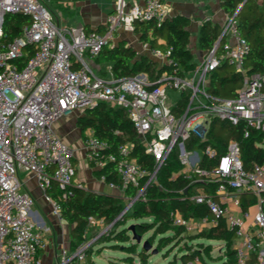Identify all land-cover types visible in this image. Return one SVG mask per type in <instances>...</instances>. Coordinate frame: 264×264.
<instances>
[{"label":"built area","instance_id":"obj_1","mask_svg":"<svg viewBox=\"0 0 264 264\" xmlns=\"http://www.w3.org/2000/svg\"><path fill=\"white\" fill-rule=\"evenodd\" d=\"M8 14L29 19L20 35L10 40L3 29ZM164 18L161 0L134 1L130 5L126 0H115L101 32L60 26L59 19L41 0H0V264H41L38 253L46 241L32 221L34 199L23 190L18 173L25 171L35 178L52 214L62 220L60 203L46 195V190L53 181L62 198L70 196L68 187L74 184L76 169L72 150L52 125L65 114L83 112L99 102L125 111L145 153L154 161L151 172L142 168L129 157V144L105 155L107 143L90 129L84 131L86 162L98 170L108 163L115 166L119 183L108 186L121 193L129 186L138 189L136 197L125 205L126 211L144 195L176 149L183 167L180 173L198 184L190 200L205 205L208 215L184 218L173 212L172 225L182 229L183 235L194 236L224 220L234 236V253L229 261L220 247V264H264V161L245 169L234 140L227 143L223 153L210 145L201 152L185 150L191 138L206 140L212 120L230 125L243 120L248 128L264 132V74L246 73L243 66L249 48L233 17L228 16L218 38H224L222 44L217 39L186 73L180 71L169 52L152 49L146 43L142 48L152 59L170 67L156 79H149L146 73L122 78L109 73L102 77L86 62V58L95 59L108 47L117 31H131L134 21L160 22ZM223 63L243 76L242 87L233 99H219L207 91L208 75ZM202 156L210 167L200 166ZM141 179L146 182L138 187ZM101 180L105 182L103 177ZM210 187H214L213 192H206ZM96 223L89 218V226ZM65 260L69 264L84 262L83 247ZM186 264L205 263L195 257Z\"/></svg>","mask_w":264,"mask_h":264},{"label":"trees","instance_id":"obj_2","mask_svg":"<svg viewBox=\"0 0 264 264\" xmlns=\"http://www.w3.org/2000/svg\"><path fill=\"white\" fill-rule=\"evenodd\" d=\"M220 0L221 8L236 22V28L246 40L249 48L248 55L244 61V69L248 75L253 73L264 74V0ZM29 23V19L21 14H8L3 23L4 34L7 39L19 36L21 28ZM188 20L181 17L164 18L160 22L156 20L134 21L132 27L134 32L140 35V41L148 44L152 49L163 53L169 52V57L177 64L181 72H189L195 68L193 55L188 49L189 34L187 31ZM221 31L218 26L205 22L200 28L198 48L202 51H210ZM224 38L220 40V43ZM101 62L104 68L99 76L107 77L110 73L113 78L129 77L139 73H146L149 79L158 78L170 67L161 65L154 59L137 57L132 47L120 41L112 47H104L95 58ZM243 76L233 66L226 63L219 65L208 75L207 91L211 96L219 99H233L237 91L242 87ZM184 100H182L183 103ZM77 126L82 133L90 129L95 137L107 143L104 154L116 153L122 145L129 144V157L136 160L142 168L151 172L154 169L153 159L144 151V147L137 135L131 121L124 110L111 106L105 102H99L91 108H86L77 120ZM248 136L245 137V133ZM234 140L240 148V157L245 169H250L254 164L264 161V132L248 128L245 121L241 120L236 125H230L225 121L212 120L205 141L191 138L185 143V150L201 152L206 145L225 152L227 143ZM205 156H202L200 166L210 167ZM183 169L178 159L177 150H172L164 165L158 170L156 179L150 183L144 195L134 201L128 212L119 216L128 201L134 199L138 189L129 186L120 197L97 194L88 191L76 184L70 185V196L62 198V192L57 185L51 181L46 195L57 200L61 206V218L69 226L71 249L75 250L85 243L86 231L89 227V218L101 221L104 227H111L109 236H102L97 244L105 242L125 243L130 241L124 224L127 219H149V222L134 224L135 234L142 237L145 233L152 231L147 239L152 245L155 237H159L156 249L161 251L166 247L183 250L180 264H186L195 257H199L207 264L198 249H202L206 256L210 253L211 241L222 243L229 261L233 258L234 236L228 230L225 221L220 220L217 227L210 228L198 235H183V230L174 227L171 222V213L178 212L184 218H199L208 215L205 205H199L190 200L198 187L197 183H191L180 172ZM103 177L106 183H119L113 163H108L105 168L96 173ZM146 179H141L138 187H142ZM214 187L206 189L213 192ZM246 204L243 205L245 207ZM121 229L116 230L117 227ZM207 241V244L199 241ZM195 242V250L192 244ZM116 243L113 247L120 248ZM180 247V248H179ZM129 252L130 247H123ZM87 254H85L86 257ZM149 253L140 250L137 253L139 264H147ZM125 260H130L127 257ZM88 264H93L89 262Z\"/></svg>","mask_w":264,"mask_h":264},{"label":"crops","instance_id":"obj_3","mask_svg":"<svg viewBox=\"0 0 264 264\" xmlns=\"http://www.w3.org/2000/svg\"><path fill=\"white\" fill-rule=\"evenodd\" d=\"M44 2L50 11L59 19V22L62 21L58 14L52 10L50 7L51 0H41ZM63 1V0H58ZM71 1V0H70ZM115 0H101V8L92 5V0L87 1L88 6L87 10H90V18L84 20L78 27H84L85 30H97L103 31V24L106 16L113 12ZM143 2V0H126L127 4L130 5L132 2ZM165 6L166 18L172 17H181L188 20L187 31L189 34V43L188 49L192 55H196V61L200 60L206 51H202L198 48V39L199 31L203 23L210 22L213 25L218 26L219 30L222 32L224 25L227 22L228 15L221 8L220 0H161ZM95 7V8H94ZM67 26V25H66ZM69 27V26H67ZM221 34V33H220ZM124 41L127 46L133 48L136 52L137 57H148L151 58L149 51L142 48L143 42L140 41V35L134 32V28L131 31L120 29L114 35L113 40L111 41L108 47L117 45L118 42ZM86 62L89 65L90 69L97 75L100 71L106 70L101 62L96 61L95 59L86 58ZM102 69V70H101ZM83 114L82 111L76 110L65 114L60 117V121L52 125V128L59 139L65 140V145H67L73 154V164L76 169V174L73 179L74 184L80 186L88 191H92L97 194H105L109 196L120 197L122 193L116 189H111L108 184L101 180V178L96 174L99 171L97 168L92 167L85 160V149L83 145L84 133L81 132L77 126V120ZM72 133H77L78 138L76 142H71L69 137ZM67 140V142H66ZM30 181H34L32 175L28 176ZM23 190L28 192L34 199V205L31 209V218L35 224V228L43 233V236L46 241V246L44 249L40 250L38 253V259L41 264H69L65 263V259L69 258L75 253V250L71 249L70 242V231L71 226H69L64 220L57 219L53 214L50 207V204L44 198L42 192H40L36 187L30 186L27 187L23 184ZM103 228V224L100 221L93 226H99ZM92 226V227H93ZM100 246H106L102 251L107 250L108 248L114 249L113 246L107 245L108 243H100ZM113 244V243H112ZM193 245V244H192ZM121 249L123 247H120ZM196 248H192L195 250ZM203 260L208 259L202 249H198ZM134 253V257L137 258V253ZM132 253V254H133ZM102 254V253H101ZM94 255V257H93ZM130 260H125L126 264H134V258L129 256ZM213 255L209 258L212 259ZM217 257L220 259L219 251ZM103 258V259H102ZM96 254L94 251L88 252V255L85 257V261L80 264H88L92 262L93 264H101L99 261L105 260L107 264H117L114 259L120 261L123 258H118L115 256H104L102 257ZM122 259V260H121ZM124 261V260H123ZM97 262V263H96ZM139 264V260L138 263ZM168 264H176L175 262ZM180 264V260H179Z\"/></svg>","mask_w":264,"mask_h":264},{"label":"rangeland","instance_id":"obj_4","mask_svg":"<svg viewBox=\"0 0 264 264\" xmlns=\"http://www.w3.org/2000/svg\"><path fill=\"white\" fill-rule=\"evenodd\" d=\"M87 1L89 0H63V1H58V0H51V5L50 7L52 8V10H54L58 16L60 17V19L62 21L59 22L60 26H69L71 28H76L78 27L84 20L90 18L91 14L90 10H87L86 7L88 6ZM92 5L93 6H97V8H101V0H92ZM95 8V7H94ZM194 60H196V55H193ZM198 61H196V63H198ZM176 99V98H173ZM173 99H169L170 102H175V100ZM61 118L57 119L55 121V124L57 122L60 121ZM78 134L76 133H72L69 137V140H71V142H76V139L78 138L77 136ZM61 141L63 143H65V140L61 139ZM67 142V140H66ZM31 175L28 172L25 171H20L18 173V177L20 179V181L22 182V184H24L27 187L30 186H34V188L36 187V189H38L40 192H42L39 188L38 185L36 183V180L34 179V181H30V179H28V176ZM128 212V210L126 211ZM125 212V213H126ZM124 213V214H125ZM149 219H127V221L124 224V228L126 230V233L129 236V240L128 242H123V243H116V242H112V243H116V245H119L120 247H130L129 249L130 251H135V253H138L141 250V246H142V242L147 240L151 235H152V231H149L147 233H145L142 237H141V244H137L135 241L132 240L131 238V233L128 231V227L130 225H134V224H140V223H144V222H149ZM101 228V224L100 227L98 226H89L88 230L86 231V235H85V243L82 245L83 247V251L84 254H87L88 252H92L94 251L96 254H98L99 256L104 257V256H115L118 258H123L122 261L120 260H116L114 259L113 261H115L117 264H126L125 263V259L129 256L133 257L134 260V264L138 263V260L134 257V253L132 254V252H129L128 250H126L125 248H117V247H113L114 249L108 248L107 250H103L104 247L106 246H100L101 244H97V241L100 237L102 236H109L111 234V230L112 228L107 226ZM122 226H119L116 228V230L121 229ZM159 237H155V240L152 244L153 248H156V244L158 241ZM189 245L193 244L192 247L195 248V244L196 241L194 242H189ZM199 242H203L204 244H207V241H199ZM108 243L107 245H110L112 243L109 242H105ZM212 246L209 248L210 249V253L208 256H206V254H204L208 259L205 260V262L207 264H220L222 263V258H218L217 257V253L219 248L222 246L221 242H217V241H211L210 243ZM180 248V247H179ZM183 250H179L178 248H174L172 249V247H166L163 248L161 251H159L157 254L152 255L149 253V257L147 259V264H168V263H172L175 262L176 264H179V260L183 254ZM102 253V254H101ZM213 255L212 259H209L211 256ZM94 257V255H93ZM103 259V258H102ZM99 261V259H97V262H100L101 264H107L105 262V260ZM96 262V263H97ZM99 264V263H98Z\"/></svg>","mask_w":264,"mask_h":264},{"label":"water","instance_id":"obj_5","mask_svg":"<svg viewBox=\"0 0 264 264\" xmlns=\"http://www.w3.org/2000/svg\"><path fill=\"white\" fill-rule=\"evenodd\" d=\"M246 0H244L245 2ZM244 2L241 4L239 8H241L244 4ZM236 18V14L233 16V19ZM220 42V39H218V43ZM126 211V208L123 209V211L120 213L119 216H122ZM128 231L131 233V238L133 241H135L137 244H141V237L135 234L134 231V225H130L128 227ZM141 249L144 250L145 252H148L152 255H155L158 253V250L156 248H153L152 245L148 242V240H145L142 242Z\"/></svg>","mask_w":264,"mask_h":264}]
</instances>
